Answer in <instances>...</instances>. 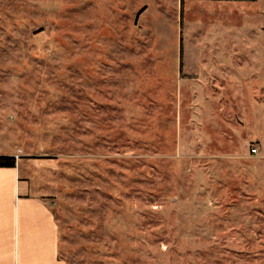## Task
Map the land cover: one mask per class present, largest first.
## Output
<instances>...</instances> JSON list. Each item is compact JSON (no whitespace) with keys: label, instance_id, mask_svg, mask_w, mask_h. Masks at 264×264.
<instances>
[{"label":"rangeland","instance_id":"1","mask_svg":"<svg viewBox=\"0 0 264 264\" xmlns=\"http://www.w3.org/2000/svg\"><path fill=\"white\" fill-rule=\"evenodd\" d=\"M13 154L66 264H264V0H0Z\"/></svg>","mask_w":264,"mask_h":264},{"label":"crops","instance_id":"2","mask_svg":"<svg viewBox=\"0 0 264 264\" xmlns=\"http://www.w3.org/2000/svg\"><path fill=\"white\" fill-rule=\"evenodd\" d=\"M1 156L14 157L16 163L14 168H0V264H66L58 258L60 230L46 186L35 183L27 169L22 177V160L14 154Z\"/></svg>","mask_w":264,"mask_h":264},{"label":"trees","instance_id":"3","mask_svg":"<svg viewBox=\"0 0 264 264\" xmlns=\"http://www.w3.org/2000/svg\"><path fill=\"white\" fill-rule=\"evenodd\" d=\"M16 159L14 157L0 156V168H14Z\"/></svg>","mask_w":264,"mask_h":264},{"label":"built area","instance_id":"4","mask_svg":"<svg viewBox=\"0 0 264 264\" xmlns=\"http://www.w3.org/2000/svg\"><path fill=\"white\" fill-rule=\"evenodd\" d=\"M256 151H257V150H256L255 148H252V149H251V152H252L253 154H255Z\"/></svg>","mask_w":264,"mask_h":264}]
</instances>
